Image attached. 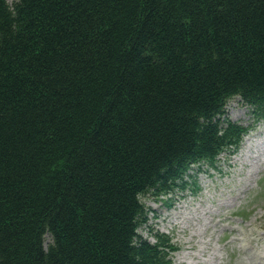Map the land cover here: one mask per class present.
Instances as JSON below:
<instances>
[{"label":"trees","instance_id":"1","mask_svg":"<svg viewBox=\"0 0 264 264\" xmlns=\"http://www.w3.org/2000/svg\"><path fill=\"white\" fill-rule=\"evenodd\" d=\"M234 98L264 120V0H0V264H170L140 197L239 149Z\"/></svg>","mask_w":264,"mask_h":264},{"label":"rangeland","instance_id":"2","mask_svg":"<svg viewBox=\"0 0 264 264\" xmlns=\"http://www.w3.org/2000/svg\"><path fill=\"white\" fill-rule=\"evenodd\" d=\"M226 112L248 127L233 155L220 156L216 170L204 167L197 190L140 197L148 222L138 232L150 243L167 235L177 248L170 264H264V120L253 121L237 98Z\"/></svg>","mask_w":264,"mask_h":264}]
</instances>
